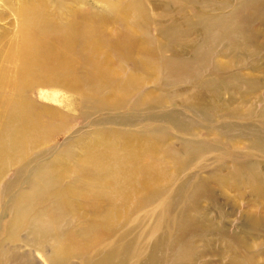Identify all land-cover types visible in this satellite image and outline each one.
Returning <instances> with one entry per match:
<instances>
[{
    "label": "bare ground",
    "instance_id": "bare-ground-1",
    "mask_svg": "<svg viewBox=\"0 0 264 264\" xmlns=\"http://www.w3.org/2000/svg\"><path fill=\"white\" fill-rule=\"evenodd\" d=\"M47 1L22 4L14 36L3 46L7 47L6 52L0 53L5 68L11 64L15 70L14 77H10V71L0 68V264L24 262L20 256L22 245L29 247L23 254L32 264H79V260L80 264H204L205 253L209 251L211 255V240L196 230H205L208 225L211 235L220 234L231 242L224 243L223 248L229 264H258L256 258H264V253L253 252V246L258 244L248 249L253 241L247 238V231L259 232L264 229V222L240 219V228L230 234L221 222L227 215L224 205L208 188L206 180L194 183L187 178L167 192L170 187L165 179L169 171L165 162L174 157L161 150L159 136L154 138L151 131L97 130L90 138L81 133L75 140L82 150L79 160L74 161L77 154L69 148L60 167L47 158L46 150L35 152L56 125L51 109L37 108L31 102L29 92L34 88L53 86L74 91L81 99V108L88 104L103 110L141 107L142 93L128 101L141 90L145 80L164 73L163 85L167 87L171 82L197 79L196 57L184 58L182 52L174 51V45L189 33L204 37L203 28L196 27L203 25L209 30L208 26L213 24L207 18L210 15L193 13L181 31L183 17L170 15L171 7L164 5L172 23L158 32L164 39L160 48L173 55L162 58L153 54L152 39L137 35L142 28L139 18L144 13L136 0H118L102 14L66 7L65 0H53L55 9L51 12ZM177 1L194 7L210 0ZM229 1L211 3L227 5ZM249 6L252 15L235 14L232 24L223 27L225 32L215 35V30L210 35L213 39L226 38L223 48L229 53L258 46L255 38L264 30V0H247L245 7ZM255 20L260 21L262 30L248 29V24ZM112 25L123 30L114 38L106 37V28ZM215 26L222 27L219 23ZM200 40L192 41L190 49L199 48ZM140 73L147 78H140ZM224 75L235 76L236 82L224 83L226 90H238L237 85L245 87L241 96L256 94L264 87L258 79L235 73ZM42 90L39 88L42 98L58 101L57 93L48 95ZM109 97L122 103H112ZM207 107L191 104L188 109L198 115ZM260 114L264 115V106ZM205 116L212 122L211 114ZM163 120L186 133L193 123L176 112L165 115ZM242 127L245 132L229 138L250 140L247 134L256 131L255 125L244 123ZM250 142L264 160V135L259 132ZM211 147V143L187 141L184 150L186 154H196L213 150ZM228 155L235 162L226 185L246 187L250 198L264 204V162L236 153ZM9 170L13 171L12 176L6 178ZM206 197L219 203V224L223 225H216L211 219L207 222L200 215V200ZM156 213V222L149 223ZM162 228L166 229L164 234L160 233ZM144 238L146 245L139 248L140 239ZM74 260L77 262L72 263Z\"/></svg>",
    "mask_w": 264,
    "mask_h": 264
},
{
    "label": "rangeland",
    "instance_id": "rangeland-1",
    "mask_svg": "<svg viewBox=\"0 0 264 264\" xmlns=\"http://www.w3.org/2000/svg\"><path fill=\"white\" fill-rule=\"evenodd\" d=\"M28 1L32 0H0V53L6 52L7 47L5 49L3 46H6V43L14 36L18 21L17 12L23 3ZM49 1H47L49 4L48 9L52 12L55 6L53 5V0ZM117 1L65 0L64 2L66 3V7L72 6L84 10L86 13L102 14L110 9L108 5L117 3ZM122 1L126 2L128 0ZM136 1L144 13L139 18L142 28L137 30V35L144 37L147 35L146 39L153 40L152 52L156 57L170 58L173 55L169 51H161L160 48V45L164 43V39L158 32L163 28L169 27L172 23V18L166 16L169 14H165L167 11L163 10L166 7L164 5L171 7L172 12L170 15L178 18L183 17L182 21L185 22L180 23L181 31L185 30V25L188 22L186 20L193 13L204 14L205 12L206 17L210 15L207 18H211V23L213 24H211V27L208 26L209 30L206 29V26L203 27V25L196 27L197 29L203 28L204 37L197 36L195 33H189L184 36L185 38H179V43L174 45V51L178 50V52H182L184 58L192 55L196 57L195 65L199 67L197 68V79L193 81L186 79V82L183 83L171 82L169 86L164 87L165 76L164 73H161L150 81L145 80V84L141 90L136 91V93L129 97L128 102L130 103L132 99L138 96L141 97L140 94L142 93L141 100L144 102V105L141 107H127L124 110H103L94 108L91 104L81 108V99L74 91L53 86L36 87L29 92V98L37 108L51 109L55 113L56 129L35 152L46 150L45 152L49 153V157L47 158L53 160V164L56 167H60L63 166L61 158L66 156L64 153L69 148L77 154V156H73L74 161L79 160L82 150L78 148L75 140L81 133H84L85 137L90 138L97 130L151 131V135L154 138L157 135L159 136L161 150H166L169 155L174 157L173 161L168 157L165 162L169 171V176L165 179L170 187L167 192L174 186L176 188V185L187 178H192L194 183L201 179L206 180L208 188L216 194L219 202L224 205V211L227 212V215L221 218V222L230 234H235L238 231L240 219L246 222H250L253 219L260 223L261 221L264 222V204L255 198H250L249 190L246 187L236 189L235 187L227 186L225 183L226 178L232 173L230 167L235 162V158L230 157L229 153L250 156L248 158L251 160L264 162L262 158L258 157V155L262 154L252 149L250 142L251 139L258 136L259 132L264 135V115L260 114L264 106V87H260L256 94L241 96L240 92L245 90L243 85H237L238 90L231 91L230 89L228 91L224 84H236L235 76L224 75L229 73H235L244 78L258 79L264 84V47L262 46L264 45V30L262 28L259 29L260 21L255 20L250 22L248 24L249 30L256 32L262 30V33L260 31V35L255 38L258 46L234 51V54L224 50L223 45L227 42L226 38L213 39V37H210V35L214 34L215 30V35L225 32L223 27L231 25L234 16L252 15V7H245L247 0H231L227 5L220 4V2L218 4L211 3L210 0L205 4H195L194 7L177 0ZM217 7H220V9ZM199 19H193V22L200 23L202 19ZM214 23H219L222 27H214ZM106 30H108L106 37L110 36L114 38L123 29L119 25H112L107 27ZM223 35L220 34V36ZM196 40H200V47L191 50L190 44ZM125 67L127 68L126 70H129L127 66ZM0 68L2 70L7 69L11 72L8 75L14 77L15 70L13 65L8 64V67L5 68V63L0 62ZM139 77L146 79L147 75L140 73ZM202 81L207 82L209 85L205 86L201 83ZM195 82L197 83L195 84ZM39 88H42V91L48 95L57 93L58 101L54 102L50 99L46 100L42 98ZM109 101L115 104L122 103L118 98L113 99L109 97ZM191 104H206L208 107L202 110L200 114L193 115L188 109ZM173 112L179 113L193 121L189 133L182 132L175 126L165 123L163 117ZM210 114L212 122L211 119L209 120L205 116ZM62 119L65 122H59ZM260 120H262L261 123ZM244 123H253L256 127V131L247 134L250 140L241 137L230 139L229 137L234 133L239 134L246 131L242 127ZM187 141H196L203 144L211 143L214 149H208L196 154H186L184 145ZM11 172L13 171L9 170L6 178L12 176ZM170 177H173V180L170 181ZM188 192H191V187H189ZM218 204L216 201L213 202L210 197L200 200L202 207L200 215L205 216L207 222L211 219L214 224L223 225L219 224L220 213L217 207L220 205ZM176 213L177 211L172 212L173 215ZM156 216L157 213L148 222L155 223ZM205 227V230H196L197 233L204 234L207 240H211V255L209 251L205 253L204 264H229V259L226 256L228 254L225 255L223 248L225 249L224 243L230 244L231 242L220 234L211 235L208 230L210 225ZM162 230L160 233L164 234L166 229L162 228ZM247 232V238L253 241V243L248 245V249H252L251 246L258 244V247L253 246V252L257 253L259 250V254L261 251L264 253V229H259V232H251L248 229ZM22 234L24 235L25 232ZM140 242L139 248L146 245L145 238L140 239ZM200 245V243H197V246ZM22 246L20 256H23L25 260L24 262L15 264H32L27 254H23L29 250V247ZM201 253L203 254L204 251ZM76 262L74 260L72 263ZM256 262L263 264L264 258H261V256L257 257Z\"/></svg>",
    "mask_w": 264,
    "mask_h": 264
}]
</instances>
